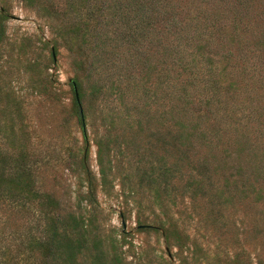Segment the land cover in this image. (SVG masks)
Masks as SVG:
<instances>
[{
	"label": "rangeland",
	"instance_id": "1",
	"mask_svg": "<svg viewBox=\"0 0 264 264\" xmlns=\"http://www.w3.org/2000/svg\"><path fill=\"white\" fill-rule=\"evenodd\" d=\"M67 1L0 0V172L17 170L27 152L38 192L58 203L41 207L38 199L28 200L26 212L17 214L0 207V264H40L32 234L42 232L47 216L58 215L53 223L62 228L61 217L71 212L87 219L88 244L98 236L108 258L116 252L120 264H264V0H198L223 8L228 34L219 44L212 35L217 46L209 49H218L212 64L219 59L236 80L234 110L256 145L253 187L243 178L254 170L244 153L241 167L235 155L201 169L187 159L178 166L171 144L160 141L171 140L167 130L110 125L118 99L93 100L89 93L98 78L110 84L116 75L107 73L117 60L96 52L93 37L82 38L74 20L64 18L68 7L72 18L85 13L88 27L93 23L77 0ZM87 7L91 12L92 0ZM194 10L182 5L179 16L189 20ZM150 52L135 80L152 87L160 64ZM75 79L83 87L84 128L71 109ZM90 253L77 255L79 264H92Z\"/></svg>",
	"mask_w": 264,
	"mask_h": 264
},
{
	"label": "trees",
	"instance_id": "2",
	"mask_svg": "<svg viewBox=\"0 0 264 264\" xmlns=\"http://www.w3.org/2000/svg\"><path fill=\"white\" fill-rule=\"evenodd\" d=\"M77 1L80 8H85L84 12L92 15L91 27H88L90 19L83 16L85 13L80 12L83 18L79 13L72 18L68 7H64L62 12L64 18L69 22L74 20L82 38L85 39L87 35L93 37L96 52L108 55L105 58L117 60L114 72L107 73L109 77L116 75L110 84L105 86L98 78L92 83L89 93L93 100H103L107 95L118 99L116 101L119 103H114L109 116L110 125L125 121L135 125L138 132L143 127L167 130L171 140L166 142L161 137L160 141L171 144L173 162L178 166L187 159L193 164L191 168L198 165L201 169L209 160L222 162L235 155V162L241 167V153H244L246 162L254 170L250 171L253 174L247 172L243 178L245 182L248 181L249 187H253L255 180L251 181L249 175H254L258 168L251 161L256 145L250 140L247 122H242L234 110L237 102L236 80L232 73L225 72V66H221L219 59H216L215 65L212 64L218 49H209L212 43L216 46L221 43V35L228 34L220 18L223 8L208 7L198 0H176L178 3L175 0H92L90 12L87 7L89 0ZM66 3L75 4V0ZM188 3L195 9V14L189 20H184L179 16V9ZM206 20L210 22L207 24ZM206 29L209 36L204 37ZM212 35L217 43L211 40ZM186 47H192V50ZM149 51L159 55L156 64H160L156 71L159 81L152 87L135 80L148 60ZM231 51L232 47L227 45L226 52ZM74 81L78 100L72 84L71 109L82 126L83 87L79 80ZM122 103L125 113L120 109ZM129 109L134 110L133 114L128 112ZM247 115H251L250 112ZM153 116L155 121L151 122ZM227 151L229 153L224 154ZM2 155L0 151V160L3 159ZM29 161L28 153H23L17 170L7 176L0 172V207L7 206L14 214L26 212L25 203L28 200L33 204L38 199L41 207L45 202L51 207L58 204L53 196H43L38 192L31 177ZM214 168L213 171H217L218 167ZM196 173L202 172L198 170ZM261 189L257 187V191ZM88 201L92 205L96 202L91 187ZM55 217L59 216H47L42 232L31 236V250L40 264H79L77 255L83 254L84 250L91 252L92 264H120L116 252H112L113 257L108 258L107 252L100 247L101 239L98 236L92 238L91 246L88 244L89 229L85 217L72 212L63 215L60 222L62 228L54 225Z\"/></svg>",
	"mask_w": 264,
	"mask_h": 264
},
{
	"label": "water",
	"instance_id": "3",
	"mask_svg": "<svg viewBox=\"0 0 264 264\" xmlns=\"http://www.w3.org/2000/svg\"><path fill=\"white\" fill-rule=\"evenodd\" d=\"M73 86H74L75 96H76V98L78 100V92H77L76 85H75L74 82H73ZM83 128H84V125H83Z\"/></svg>",
	"mask_w": 264,
	"mask_h": 264
}]
</instances>
